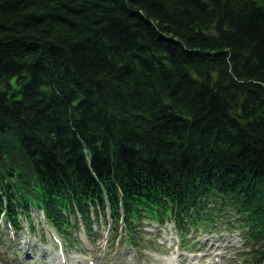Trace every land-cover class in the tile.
I'll list each match as a JSON object with an SVG mask.
<instances>
[{"label":"trees","instance_id":"1","mask_svg":"<svg viewBox=\"0 0 264 264\" xmlns=\"http://www.w3.org/2000/svg\"><path fill=\"white\" fill-rule=\"evenodd\" d=\"M31 206L66 238L227 208L264 264V0H0V222Z\"/></svg>","mask_w":264,"mask_h":264},{"label":"rangeland","instance_id":"2","mask_svg":"<svg viewBox=\"0 0 264 264\" xmlns=\"http://www.w3.org/2000/svg\"><path fill=\"white\" fill-rule=\"evenodd\" d=\"M32 212L40 223L33 233L26 227L17 240H11V232L4 228L0 232V264H51L52 257L58 255V249L50 243L53 234L57 233L48 227L42 213ZM222 213L225 216H216L214 224L206 220L197 222L192 228L188 227L185 234H181L174 224L160 227L142 222L137 233L138 241L126 240L130 235L124 228L123 232L116 226L112 227V232L107 231L106 221L111 222L110 217L101 218L103 224L99 223L98 229L102 234L94 233L92 243L84 234L73 235L71 241L57 235L65 243L67 263L73 262V256H79L85 259L86 264L88 261L99 264H166L165 261L175 258L178 262L184 258L183 264H248L253 261L254 254L245 241L244 233L235 227L227 208H223ZM51 253L55 254L50 256Z\"/></svg>","mask_w":264,"mask_h":264},{"label":"bare ground","instance_id":"3","mask_svg":"<svg viewBox=\"0 0 264 264\" xmlns=\"http://www.w3.org/2000/svg\"><path fill=\"white\" fill-rule=\"evenodd\" d=\"M210 240H211V239H209V241H210ZM128 254L131 255L132 258H133V255H132L131 252H128ZM207 258H209V257H207ZM157 259H162V258L159 257V258H157ZM58 260H59V259H57V256L54 255V257H53V259H52V264H59V263H58ZM163 260H164V259H163ZM192 260H194V259L192 258ZM181 262H185V259L182 258V260H181L180 262H178V261L176 260V258H175V259L167 260V264H181ZM60 264H63V262L61 261V259H60ZM70 264H86V263H85V260H81V259L79 258V256H73V262H71ZM88 264H90L89 261H88ZM94 264H99V263H94ZM190 264H199V263H198V262H191Z\"/></svg>","mask_w":264,"mask_h":264}]
</instances>
